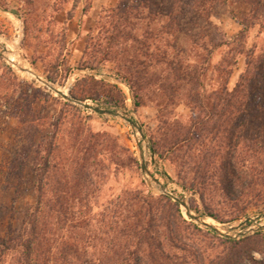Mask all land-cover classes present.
<instances>
[{
    "label": "rangeland",
    "instance_id": "obj_1",
    "mask_svg": "<svg viewBox=\"0 0 264 264\" xmlns=\"http://www.w3.org/2000/svg\"><path fill=\"white\" fill-rule=\"evenodd\" d=\"M118 1L67 0L55 8L53 0H0V246H10L22 224L35 219L44 224L54 244L72 241L86 258L115 260L121 251L115 249L123 242L122 218L136 213L139 199L149 212V247L133 256L131 264H264V228L259 229L264 225V197L251 201L220 165L230 159L231 147L243 151L241 138L231 139V146L220 130L189 146H173V133L185 135L199 112L188 97L190 81L175 75L179 87L172 91L176 77L152 58L155 43L162 46L163 39L169 40L175 49L166 47L167 54L178 51L184 71L198 72L207 92L234 87L248 50L262 55L264 76V0H220L198 18L184 12L179 29L160 33L159 41L154 36L164 25L159 12L166 0H149L147 7L134 3L133 26L112 17L124 37L104 56L97 50L104 47L108 15ZM238 19L247 24L245 29ZM5 45L35 77L11 65ZM115 72L128 85L116 81ZM48 84L64 90L66 97ZM109 89L124 110L108 107L103 95ZM71 93L87 94L89 98L75 100L92 106L98 100L105 106L97 107L110 113L84 108L68 99ZM256 127L257 119L248 122L250 134ZM260 135L264 138V130ZM245 139L251 144L249 136ZM43 145L52 149L47 175L42 165L32 164L44 155L36 152ZM257 157L264 160V155ZM204 159L209 163L200 173L204 179H198ZM167 193L183 200L191 214L205 222L211 220L201 213L216 216L219 228L235 242L188 218L185 208ZM237 194L240 199L234 201ZM162 196L178 204L177 212L176 206L156 201ZM37 206L40 214L35 213ZM178 214L188 224V238L169 241L160 219L164 215L172 232L186 235L177 223ZM248 217L252 220L246 224ZM158 240L163 253L154 249ZM109 245L114 249L108 250ZM0 264L9 261L0 258Z\"/></svg>",
    "mask_w": 264,
    "mask_h": 264
},
{
    "label": "trees",
    "instance_id": "obj_2",
    "mask_svg": "<svg viewBox=\"0 0 264 264\" xmlns=\"http://www.w3.org/2000/svg\"><path fill=\"white\" fill-rule=\"evenodd\" d=\"M66 1L67 0H53V5L55 8H58ZM155 1L153 4L158 6ZM218 1L220 0H166L165 5L163 6L164 9L159 12L165 18V22L163 23L164 25H162L160 32L157 33L158 35L154 37L156 40L159 38L157 40L159 41L162 39L160 33L165 35L174 34L175 31L179 29V15L181 17L184 12H189L192 14H190L191 17L198 18L202 16L204 12H207V10L212 8ZM162 2L164 1L162 0ZM134 3L136 6L140 5L147 7L149 0L118 1V7L111 11V15H108L110 23L108 29L104 30L106 34L103 36L105 41L104 47L99 46L98 48L100 49H98L97 52L102 53L104 56H108L112 45L116 44L117 38L124 37L122 30H118L117 23H112L113 18H115L116 21H121L123 24L134 25L133 22H130L131 18H137L135 17L137 7ZM238 21L240 25L243 26V29L247 27V24L244 21L239 19ZM242 33V30L237 33L239 38H241L240 36H242ZM134 40H136V38ZM163 43L162 46H158L155 43V54L152 57L153 60L155 63H163L167 67L168 72L173 77H176L173 79L170 86L172 91L179 87L178 75H180L181 79L186 77L190 81L192 87L188 91V97L199 112L195 121L191 123L190 128L186 130L185 135H179L176 131L173 133L172 145L177 146L182 142H187L188 144L192 141H199L202 138L204 139V136L207 137L212 133L217 135L220 130L224 132V135L228 138V142L230 143L233 138L239 140L241 138V142H243L244 145L243 151L238 153L236 148L231 147L229 153L230 159L221 161L220 165L225 176L231 177L239 185V188L244 190L242 193L250 195L251 201H258L261 199L260 197H262V195L264 197V160L257 157V155H264V138L260 135V132L264 130V91L262 89L264 87V76L260 71L262 55H254L252 50L246 51L245 56L247 60L245 62V69L234 87L230 91L225 89H215L207 92L198 72L195 73L193 71V73H190L184 71V68L180 63V58L177 57L178 51L171 55L167 54L168 50L166 47H170L174 50V44L170 43L167 39H163ZM94 47L95 49L97 48L96 45ZM202 47L205 48V46ZM112 77L120 83L127 84L124 77L120 76L117 72L113 73ZM87 84L91 86V90L95 89V84L86 82L85 85ZM96 88L99 87L96 86ZM97 91L99 92V90ZM112 91L113 89L106 90L103 95L105 96L104 98L109 101L108 107L113 110H124L125 106L123 102L119 100L116 94H112ZM70 95L72 98L79 100L89 98V96H85L87 94L77 96L71 93ZM93 103L97 106H105L104 103L98 102V100L93 101ZM136 103V99L133 97V105L135 106ZM129 119L133 121L131 118ZM252 119H257V127L256 132L250 134L248 122ZM246 136L251 138V144L246 141ZM237 143L238 141H235L234 145ZM187 146H189V144ZM231 146H233V143H231ZM151 148L153 149V146H151ZM40 151L43 152L44 155L35 160L36 164H34L33 161V167L35 168V166L39 167V165H42L44 167L43 173H45V175L50 174L48 173V169L50 168L49 159L52 149L47 145H43L37 147L36 152L39 153ZM249 152L255 153V156L252 157L251 154H248L246 157V154ZM203 162V166H198L196 172L199 173L198 179H204V175L200 173L204 172L203 168L207 167V164L209 163V161L205 159ZM240 194H237L233 200L236 201L238 198L240 199ZM156 201L158 203L164 202V205L168 207L176 206L177 212L178 204L172 202L167 196L156 198ZM134 205L136 206V213L125 216L124 218L121 217L124 228L121 233V239L123 242L115 249L116 251L121 250L116 254L117 259L115 260L110 258L96 260L86 258L83 250L72 241L60 240L57 244H54L51 240L49 241V237L46 235L48 231L44 229V224L40 225V223H36L38 221L35 219H31L30 224L29 220H26L27 223L24 222L22 224L17 235L9 241L10 246H6V244L0 246V258L8 259L9 264H131L130 259L133 256L137 253L143 252L145 247H149L146 240L147 227L145 224V216L149 212L145 210V202L143 200L138 199ZM38 210L39 208L36 210V214H40ZM201 214L209 216L219 222L217 217L212 214H207L205 212ZM114 215L119 216L122 215V213L117 214V211H115ZM160 220H163V224L165 225L168 234H170L168 236L169 241L173 240L180 242L182 239L188 238V224L185 223V220L181 219L179 214L177 223L181 230L188 231L186 235L177 233L176 231L172 232L171 224L164 215ZM248 223L250 222L246 221V224ZM213 233L217 236L224 237L229 241L235 242L234 238L219 235L215 231H213ZM107 249L113 250L114 247L113 245H109L107 246ZM154 249L160 253L164 252L159 240L156 242Z\"/></svg>",
    "mask_w": 264,
    "mask_h": 264
},
{
    "label": "water",
    "instance_id": "obj_3",
    "mask_svg": "<svg viewBox=\"0 0 264 264\" xmlns=\"http://www.w3.org/2000/svg\"><path fill=\"white\" fill-rule=\"evenodd\" d=\"M53 91H55L57 94L63 96V97H66L65 94H63L62 92L58 91V90H55V89H52ZM68 99H70L71 101H74V102H77L79 103L80 105H82L84 108H87V109H91L95 112H98V113H110L109 110H106V109H102V108H99L97 106H92L90 104H88L87 102H82V101H77L75 99H72L70 97H68ZM130 123H133L131 120H128ZM174 201H176L179 205L183 206L185 208V212H186V215L188 216V218L192 219V220H198L199 222L209 226L200 216L198 215H193L191 214L190 210L188 209L186 203L181 200L180 198L172 195L171 193H167ZM264 228V225H260L259 226V229H263Z\"/></svg>",
    "mask_w": 264,
    "mask_h": 264
},
{
    "label": "bare ground",
    "instance_id": "obj_4",
    "mask_svg": "<svg viewBox=\"0 0 264 264\" xmlns=\"http://www.w3.org/2000/svg\"><path fill=\"white\" fill-rule=\"evenodd\" d=\"M4 49H5L4 50L5 52H6V50H9L10 51V53H8L5 56H6L7 60L11 63L12 66H14L16 69H21L24 73H26V74H28V75H30L32 77H35V74L32 72V70L26 68L23 65H20L18 57L14 54L15 51H13L10 46L5 45ZM48 86L50 87L51 90L52 89H55V90H58V91L62 92L63 94H65V91L64 90H61L60 88H58V86L56 87V86H53V85H50V84H48Z\"/></svg>",
    "mask_w": 264,
    "mask_h": 264
},
{
    "label": "built area",
    "instance_id": "obj_5",
    "mask_svg": "<svg viewBox=\"0 0 264 264\" xmlns=\"http://www.w3.org/2000/svg\"><path fill=\"white\" fill-rule=\"evenodd\" d=\"M206 219L211 220V222H206L209 226H207V225H205V226H207V227H209V228H212V229H213L215 232H217L219 235L230 236L227 232H225L224 230H221V229L219 228V225H221L220 222L215 221V220H214L213 218H211V217H206ZM245 220H246V221H251L252 218H251V217H248V218H245ZM240 233H241V232H240Z\"/></svg>",
    "mask_w": 264,
    "mask_h": 264
}]
</instances>
